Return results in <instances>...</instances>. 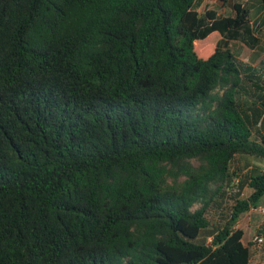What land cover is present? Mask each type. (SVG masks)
Listing matches in <instances>:
<instances>
[{
	"label": "trees",
	"instance_id": "trees-1",
	"mask_svg": "<svg viewBox=\"0 0 264 264\" xmlns=\"http://www.w3.org/2000/svg\"><path fill=\"white\" fill-rule=\"evenodd\" d=\"M204 1L0 0V264H250L264 0Z\"/></svg>",
	"mask_w": 264,
	"mask_h": 264
},
{
	"label": "rangeland",
	"instance_id": "rangeland-1",
	"mask_svg": "<svg viewBox=\"0 0 264 264\" xmlns=\"http://www.w3.org/2000/svg\"><path fill=\"white\" fill-rule=\"evenodd\" d=\"M236 1H239V0H229L230 3H235ZM208 10H213L218 15L223 16V17L231 15V7L227 6V4L225 6H222V5H217V3L214 1L205 0L204 3H202L200 8L198 9V12L201 15H203ZM219 38L220 36L218 33H213L211 40H210V44H215ZM230 48H231L232 53L240 54L241 43L239 42L232 43L230 45ZM196 50H200L199 47H196ZM259 55L260 54L258 52L254 54V58H252L251 63L256 61ZM236 191L237 189L236 187H234L231 189V191L228 192V194H226L225 201H224L226 210H224V213H226V211L232 206L234 202L233 194H235ZM246 194H248V190L243 191V195L245 196ZM260 203H261L260 206L263 207L264 206V196L261 198ZM217 217L218 215L215 214V212H210L207 218L209 219V221L215 222L218 220ZM261 218H262V215L258 212L257 209H252L248 213L241 216L236 227L243 229L244 231L243 242L245 244L252 243L253 237L257 234V231L261 227V223H262ZM250 251H251L250 264H264V245L258 247L257 245L252 243V245L250 246Z\"/></svg>",
	"mask_w": 264,
	"mask_h": 264
},
{
	"label": "crops",
	"instance_id": "crops-1",
	"mask_svg": "<svg viewBox=\"0 0 264 264\" xmlns=\"http://www.w3.org/2000/svg\"><path fill=\"white\" fill-rule=\"evenodd\" d=\"M260 17H261L260 15L253 13L252 14L251 23L254 25L255 28H257V26L259 27V29L257 28L256 30H259V33H260L258 35V36H260L259 37L260 38V46L264 47V24L263 25L261 24V21L259 20ZM240 50H241L240 54H236L235 53V55L239 59H241V60L249 63L253 67H256L257 68L259 66V63H260V60L262 58L263 52H261L258 49L249 50L248 48L244 47L243 45H241ZM257 52L260 54L259 57L256 59V61H254L253 63H251L252 58H254V54H256ZM261 131L264 132V118H263V121L261 123Z\"/></svg>",
	"mask_w": 264,
	"mask_h": 264
},
{
	"label": "built area",
	"instance_id": "built-area-1",
	"mask_svg": "<svg viewBox=\"0 0 264 264\" xmlns=\"http://www.w3.org/2000/svg\"><path fill=\"white\" fill-rule=\"evenodd\" d=\"M258 212L262 215V219H263V225H264V207H259L257 208ZM252 243H254L255 245L262 246L264 243V237L262 235H255L252 239Z\"/></svg>",
	"mask_w": 264,
	"mask_h": 264
}]
</instances>
